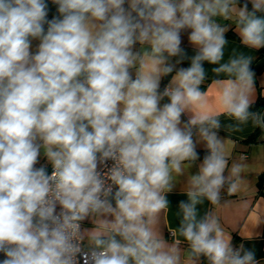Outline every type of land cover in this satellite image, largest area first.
Segmentation results:
<instances>
[{
  "label": "clouds",
  "instance_id": "1",
  "mask_svg": "<svg viewBox=\"0 0 264 264\" xmlns=\"http://www.w3.org/2000/svg\"><path fill=\"white\" fill-rule=\"evenodd\" d=\"M52 3L59 15L48 20L46 0H0L2 264H181V240L169 245L155 226L166 194L200 159L198 144L205 154L171 230L188 245L185 262L259 264L197 205L219 204L225 185L235 194L246 168L229 167L222 115L232 130L251 123L264 139V113L252 110L253 57L233 51L225 61L228 29L218 22L233 21L247 48H264V0ZM186 58L190 65L178 68ZM205 62L218 77V109L201 88ZM41 150L51 174L35 167ZM90 218L95 226L82 229Z\"/></svg>",
  "mask_w": 264,
  "mask_h": 264
},
{
  "label": "crops",
  "instance_id": "2",
  "mask_svg": "<svg viewBox=\"0 0 264 264\" xmlns=\"http://www.w3.org/2000/svg\"><path fill=\"white\" fill-rule=\"evenodd\" d=\"M52 2V0H49ZM127 7V4L125 5ZM218 22L227 26L226 38L229 41L225 48V61L233 54L244 53L253 57V65L261 58H264V53L261 49H250L241 43V38L235 30V25L231 20L218 19ZM47 27H45L46 29ZM190 30H184L181 33L182 44L181 47L185 50L187 57L195 54V49L188 41ZM39 45V40L33 39L31 41V52L36 53ZM139 44L134 46V50L139 49ZM176 57L172 58L171 63H175ZM190 60L185 59L177 67H188ZM204 67L207 72V78L201 85L202 90L207 92V105L209 108L218 109L216 85L213 83L218 77L212 73L211 69L214 65L205 62ZM134 77V71H133ZM170 76L163 77L161 80V91L170 80ZM255 92L254 103L258 97L264 98V66L259 68L254 76ZM167 102V98L161 101V104ZM257 111V110H255ZM183 119H186L184 117ZM222 127L218 135L226 142L227 151L229 154V167L233 162H242L246 165L242 173L240 188L235 194L227 192V185L221 190V201L217 205H212L207 200L202 205H197V210L200 216L206 212H211L218 219L220 227L223 229L226 237L232 238L234 247L243 244L246 249L254 250L255 257L259 264H264V139H261V129L253 127L251 123L244 126L241 131L232 130V121L226 116H221ZM257 131L256 142L247 143L245 140ZM197 152H204L191 168L187 169L185 174L178 177L174 183V188L167 193L169 200V208L159 214L158 223L155 226L157 234L164 239L169 245H172L175 239L179 238L181 243L179 248L181 250V264H187L185 252L188 248L186 242L182 237L173 236L171 230L179 226L180 217H178L179 202L187 201L185 195V186L187 176L195 174L198 171V165L202 162L205 154L203 144L197 145ZM44 166L46 171H49L51 164L43 155V150L38 158V163L35 167ZM225 175H228L226 171ZM95 226V218L86 219L82 222V229L89 230ZM84 243H87L85 236ZM5 259L4 253H2ZM196 264H208L207 260L201 257Z\"/></svg>",
  "mask_w": 264,
  "mask_h": 264
},
{
  "label": "trees",
  "instance_id": "3",
  "mask_svg": "<svg viewBox=\"0 0 264 264\" xmlns=\"http://www.w3.org/2000/svg\"><path fill=\"white\" fill-rule=\"evenodd\" d=\"M46 3L48 4V16L47 19L51 20L54 16H58V12H57V6L55 4H53L51 1L46 0ZM241 5L244 3V0H240ZM249 9H251V4L249 3ZM45 27H47V25L45 24ZM262 53H264V48H261ZM252 110L255 111H262L264 110V98L258 97L257 101L253 104L252 106ZM256 135H257V131L254 132L252 135H250L245 142L247 143H254L256 142ZM202 153L204 152H199V155H202Z\"/></svg>",
  "mask_w": 264,
  "mask_h": 264
},
{
  "label": "water",
  "instance_id": "4",
  "mask_svg": "<svg viewBox=\"0 0 264 264\" xmlns=\"http://www.w3.org/2000/svg\"><path fill=\"white\" fill-rule=\"evenodd\" d=\"M262 66H264V58L259 59L252 67V70L254 71V73H256V71L261 68ZM262 113H264V110L261 111ZM188 249V248H187ZM186 249V250H187ZM2 252H0V264H2L3 258L1 257Z\"/></svg>",
  "mask_w": 264,
  "mask_h": 264
},
{
  "label": "built area",
  "instance_id": "5",
  "mask_svg": "<svg viewBox=\"0 0 264 264\" xmlns=\"http://www.w3.org/2000/svg\"><path fill=\"white\" fill-rule=\"evenodd\" d=\"M111 164H112V161H108L107 163H106V165H101V166H99V171H101L102 173L103 172H105V171H107V168L108 167H110L111 166ZM51 171H52V167L49 169V171H47L49 174H51ZM59 210V209H58ZM80 264H83V259L81 258L80 259Z\"/></svg>",
  "mask_w": 264,
  "mask_h": 264
},
{
  "label": "flooded vegetation",
  "instance_id": "6",
  "mask_svg": "<svg viewBox=\"0 0 264 264\" xmlns=\"http://www.w3.org/2000/svg\"><path fill=\"white\" fill-rule=\"evenodd\" d=\"M1 257H2V255H1ZM3 258V257H2ZM4 260V259H3Z\"/></svg>",
  "mask_w": 264,
  "mask_h": 264
}]
</instances>
